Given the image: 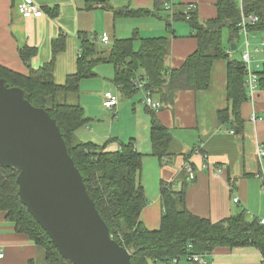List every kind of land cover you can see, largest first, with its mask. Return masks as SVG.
I'll use <instances>...</instances> for the list:
<instances>
[{
  "label": "crops",
  "instance_id": "crops-1",
  "mask_svg": "<svg viewBox=\"0 0 264 264\" xmlns=\"http://www.w3.org/2000/svg\"><path fill=\"white\" fill-rule=\"evenodd\" d=\"M90 1L0 0V65L27 75L29 69L36 70L50 61L51 42L59 34H64L66 49L56 57L54 64V81L62 85L66 77L76 70L80 33H85L91 40L96 39L98 45L107 49L115 39H124L137 32L141 38L170 39L166 59V69L170 72L182 66L196 50L197 42L185 21L174 20L167 29L163 19L181 8L195 10L200 21L216 16L215 0H159V16L140 19L116 18L112 11L123 8L153 10L154 0H106L104 5ZM21 2L36 5L42 15L23 19L17 10ZM90 5L92 8L87 9ZM43 8L55 9L57 15L51 17L43 12ZM103 35L109 37V45L100 43ZM24 47L36 51L29 61V68L19 56ZM261 50L264 51L263 48L257 53L251 51L255 71L260 65L253 61ZM232 51L226 50L229 59H232ZM111 68L103 67L95 78L82 80L78 94L68 96L67 102L79 104L89 119V124L76 132L77 140L100 146L107 143V149L113 151L119 149V143L131 140L135 150L143 156L139 182L144 190L146 206L142 209L140 221L148 230L155 231L160 226L163 213L161 182L169 183L176 192L184 191L186 209L192 215L211 222L233 216L238 209L245 211L249 219L254 215L264 218V205L259 209L264 204V194L256 157L257 145H264V89L257 88L252 98L241 105L243 133H234L230 121L220 122L218 118V112L228 107L227 61L215 60L206 90L180 91L172 102H161L162 108L154 112L172 137L168 155L159 159L151 153L150 114L142 103L143 91L124 98L112 82L114 68ZM105 93L117 96L116 106H103ZM187 164L192 167L193 179H189L185 170ZM234 199L238 202L235 203ZM0 250L4 253L0 264H36L41 254L31 241L15 233L2 213ZM262 261L260 252L253 247H218L207 258V264H261ZM150 264L195 263L180 258L176 263Z\"/></svg>",
  "mask_w": 264,
  "mask_h": 264
},
{
  "label": "trees",
  "instance_id": "trees-1",
  "mask_svg": "<svg viewBox=\"0 0 264 264\" xmlns=\"http://www.w3.org/2000/svg\"><path fill=\"white\" fill-rule=\"evenodd\" d=\"M104 5L106 0H91ZM243 15L256 17L248 24V35L264 36V0H248L243 3ZM90 5L87 9H91ZM216 16L200 21L193 9H176L163 21L170 29L172 21H185L197 42L196 50L178 69H166L170 49L168 37L141 38L134 32L130 38L115 39L109 48L103 49L96 39L80 33V53L76 70L68 75L64 84L54 81L56 57L66 49V36L59 34L51 42L50 61L38 69H29L27 75L16 73L0 65V79L9 87L25 91L34 107L43 108L56 121L68 153L82 176L95 208L108 227L111 238L127 249L131 264L168 263L187 254H210L218 247L256 248L264 260V225L258 218L248 219L245 211L218 222L192 215L185 207V192L174 191L169 183H160V199L163 213L158 230H148L140 221L146 198L139 182L143 156L133 141L119 143V149L108 150L107 143L96 145L77 140L76 132L89 124L84 109L79 104H68L67 97L77 95L80 82L95 78L98 65L109 64L114 68L113 84L124 98H130L137 90L134 79L146 81V90L164 103L172 102L180 91L206 90L210 85V72L215 60L227 61L226 100L228 107L218 112L220 122L230 121L236 134L243 133L241 105L247 101L244 85L245 68L242 61L229 59L226 50L237 48L234 39L239 35L241 14L236 0H215ZM111 9V8H110ZM160 1L154 0V9L113 10L116 18L140 19L158 17ZM51 17L57 11L43 8ZM228 31L227 43L222 41V30ZM248 38V36H247ZM138 42V48L135 43ZM104 50H107L104 51ZM35 49L24 47L19 56L29 68ZM258 74V88L264 89V63ZM150 114L151 153L165 158L172 139L167 128L159 123L154 112ZM113 141V140H112ZM259 165V164H258ZM261 172L259 169L258 178ZM17 173L0 166V213L14 227L16 234L31 241L44 253V264H72L63 259L54 244L20 203ZM261 180V179H260ZM262 181V180H261ZM234 186V185H233ZM191 246L188 249V246ZM34 264V263H30Z\"/></svg>",
  "mask_w": 264,
  "mask_h": 264
},
{
  "label": "water",
  "instance_id": "water-1",
  "mask_svg": "<svg viewBox=\"0 0 264 264\" xmlns=\"http://www.w3.org/2000/svg\"><path fill=\"white\" fill-rule=\"evenodd\" d=\"M235 50V46H231ZM0 166L17 173L20 203L72 264H131L114 241L56 121L0 79Z\"/></svg>",
  "mask_w": 264,
  "mask_h": 264
},
{
  "label": "built area",
  "instance_id": "built-area-1",
  "mask_svg": "<svg viewBox=\"0 0 264 264\" xmlns=\"http://www.w3.org/2000/svg\"><path fill=\"white\" fill-rule=\"evenodd\" d=\"M248 0H237L239 9H240V14H241V21L239 23V34L243 35L245 37V42H244V48L243 52L241 53V61L244 64L245 68V81L244 85L247 90V98H252L255 90L258 88V74L256 73L257 71L254 70L252 66V55L250 51V44L248 41V24L250 23H255L257 21L256 17H245L243 15L242 9H243V3ZM169 10V8L167 7ZM17 10L19 14L22 16L23 19H27L30 17H40L42 15V11L39 7H37L34 4H31L29 2H21L17 6ZM100 43L103 45H109L110 40L107 35H103L100 38ZM264 49V40L260 43L259 47H255L253 49V52L257 53L259 49ZM134 87L137 91H143L144 96L142 99V103L144 107L151 111V112H157L162 108V103L160 100L155 99L153 95L146 90V81L143 79H134L133 80ZM104 97L106 100L103 102V106L107 108H112L117 105L118 99L117 96L111 94V93H105ZM252 120H254V115L251 116ZM256 157L257 161L259 164V169H260V176L259 178L262 180V193L264 194V145H257L256 147ZM186 172L189 175V179H193V173H192V167L191 165L187 164L185 167ZM218 173L221 171L218 170ZM234 202L237 203L238 199H234ZM261 225H264V218L259 220ZM191 246H188V249H190ZM209 254L203 253V254H187L183 258L186 259L189 262L195 263V264H207V258ZM4 258V253L0 250V262ZM178 259H173L172 262L176 263ZM261 264H264V260L262 261Z\"/></svg>",
  "mask_w": 264,
  "mask_h": 264
},
{
  "label": "rangeland",
  "instance_id": "rangeland-1",
  "mask_svg": "<svg viewBox=\"0 0 264 264\" xmlns=\"http://www.w3.org/2000/svg\"><path fill=\"white\" fill-rule=\"evenodd\" d=\"M130 37H126V38H130ZM227 39H228V31H227L226 28H224L222 30V41H223L224 44L227 43ZM263 40H264V36L261 35V34H257L255 37L253 36V34L248 35V41H249V44H250V51H252L253 48H255V46L260 45V43ZM234 42L236 43L237 48H236V50L232 51V53H233L232 54V59H236V60L241 61V51L244 48L245 37L243 35L239 34V35H237L235 37ZM138 46H139V44L136 42L135 43V48H138ZM257 47H259V46H257ZM102 48L105 49L104 47H102ZM104 51L107 52V50H104ZM253 62L254 63H258L260 65V68H258L257 71L258 72L261 71L262 65L264 63V51L263 50H261L259 52V54L255 58V61H253ZM103 67H108L109 69H112L111 66H109V65L108 66L105 65V64L98 65V67H96L97 69L95 70L96 75H98L97 73L99 72V69H101ZM102 73L105 74V71H103ZM68 104H72V103H68ZM263 205L264 204H261L259 209H263ZM241 212H242V209H238L236 211L237 214L241 213ZM245 214H246V212H245ZM254 214H256V213H254ZM254 216H255V218L260 219L259 215H254ZM246 217L249 219V216L247 214H246ZM40 253H41L40 257L38 258L36 264H44V253H43V251L41 249H40Z\"/></svg>",
  "mask_w": 264,
  "mask_h": 264
}]
</instances>
